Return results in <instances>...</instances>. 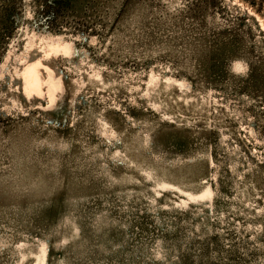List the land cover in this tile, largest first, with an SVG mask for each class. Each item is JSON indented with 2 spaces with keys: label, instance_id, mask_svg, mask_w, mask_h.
<instances>
[{
  "label": "rangeland",
  "instance_id": "obj_1",
  "mask_svg": "<svg viewBox=\"0 0 264 264\" xmlns=\"http://www.w3.org/2000/svg\"><path fill=\"white\" fill-rule=\"evenodd\" d=\"M23 1L0 264H264V0Z\"/></svg>",
  "mask_w": 264,
  "mask_h": 264
},
{
  "label": "trees",
  "instance_id": "obj_2",
  "mask_svg": "<svg viewBox=\"0 0 264 264\" xmlns=\"http://www.w3.org/2000/svg\"><path fill=\"white\" fill-rule=\"evenodd\" d=\"M40 26L51 31H61L69 26L66 9L73 0H31ZM23 0H0V58L7 41L19 25ZM252 6L257 4L249 1ZM260 12V9H258Z\"/></svg>",
  "mask_w": 264,
  "mask_h": 264
}]
</instances>
